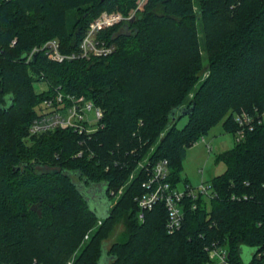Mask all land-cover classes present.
<instances>
[{
    "label": "trees",
    "instance_id": "16d2710c",
    "mask_svg": "<svg viewBox=\"0 0 264 264\" xmlns=\"http://www.w3.org/2000/svg\"><path fill=\"white\" fill-rule=\"evenodd\" d=\"M134 2L1 3L0 264H64L98 220L87 241L95 264H208L213 244L226 246L233 264H264V123L217 154L226 165L209 181L217 195L199 197L196 209L189 202L175 232L166 230L163 203L140 218L136 200L147 178L140 161L167 159L169 181L178 184L187 148L214 125L234 135L236 113L264 112V0H147L134 18L101 32L116 46L109 56L59 63L39 52L25 61L51 38L62 52L77 53L95 17L127 15ZM198 22L209 60L197 85L204 68ZM35 80L48 88L38 92ZM58 86L100 106L103 126L88 134L47 131L26 146L36 107ZM95 185L110 202L104 217L83 191ZM121 217L126 231L106 248ZM243 246L254 248L248 261Z\"/></svg>",
    "mask_w": 264,
    "mask_h": 264
},
{
    "label": "built area",
    "instance_id": "2783aa9c",
    "mask_svg": "<svg viewBox=\"0 0 264 264\" xmlns=\"http://www.w3.org/2000/svg\"><path fill=\"white\" fill-rule=\"evenodd\" d=\"M7 1L10 0H0V5ZM134 16L135 14L124 17L114 12L102 11L89 23L79 43V51L77 53L62 52L60 41L57 38H51L40 45L33 46L26 53L25 61L30 62L39 52L48 60L59 63L75 58L90 60L106 56L114 50L115 46L101 39V32L109 27L130 20ZM16 41V38H14L10 45L13 46ZM2 50L3 47L0 46V54ZM38 106L40 107V112L36 111L37 116L28 127V132L32 135L56 129H74L79 133L88 134L97 131L103 126L101 122L103 110L100 106L83 95L64 92L60 86L54 88L53 94L45 97ZM234 121L237 124V129L234 133L235 142H240L245 138L248 131H252L255 126L264 123V112L255 110L254 113L246 111L236 113ZM199 140L205 141V138L201 137ZM207 147L211 150V147ZM138 168L147 171V178L142 182V187L145 191L136 198L141 210L139 216L142 218V211L151 210L158 202L163 203L167 211L165 227L169 233H173L181 227L184 220V209L189 202L193 203L192 208L196 209L195 201L199 197L212 199L217 195L210 183L204 184L202 182L195 187L188 182H183L181 186L172 184L169 181L167 159L150 163L145 158L138 163ZM235 198V196H232V199ZM246 198L247 196H243V199ZM206 250L209 258L208 264H233L228 260L229 252L226 246L213 244V246L207 247Z\"/></svg>",
    "mask_w": 264,
    "mask_h": 264
},
{
    "label": "rangeland",
    "instance_id": "374dc122",
    "mask_svg": "<svg viewBox=\"0 0 264 264\" xmlns=\"http://www.w3.org/2000/svg\"><path fill=\"white\" fill-rule=\"evenodd\" d=\"M147 3V0H135L133 7L130 8L129 13L124 15L120 10H114L116 14L122 15L124 17H129L130 15L137 14L139 10H141L144 5ZM198 27V39L200 43V54H201V65L204 67L202 70V76L197 82V85L203 78L207 75V63L209 60V51L206 48V40L204 39V34L202 32L201 23H197ZM110 28V27H109ZM101 39L102 36H100ZM114 45V44H113ZM115 46V45H114ZM114 50L106 56H109L115 51ZM103 56V57H106ZM35 89L38 92L44 91L48 88L46 82L36 81L34 82ZM192 95H190L191 97ZM36 111L40 112V107H36ZM187 121V117H182L181 120L178 121L177 127L181 128L185 125ZM45 133V132H43ZM42 134V133H39ZM33 136H38V134L32 135L28 132V135L23 138L25 141V145L30 147L33 145L34 140ZM39 137V136H38ZM205 141L198 140L197 143L191 145L186 150L185 158L182 160V168L179 173L181 181L178 183L179 186L182 185L184 180H186L191 186H198L200 183L207 184L209 181L216 175H220L225 172L226 165L222 161H218L216 156L220 152L231 149L235 145V137L232 133L226 132L222 126V122L214 125L208 133L204 136ZM211 147V150L208 147ZM34 160L32 159L31 162ZM41 171V170H39ZM120 192V191H119ZM105 196H100L99 199L94 200V204L99 205L103 204L106 201ZM117 199V197H115ZM114 198L111 200L112 202L115 200ZM115 204V203H114ZM92 205V204H91ZM117 221V220H116ZM115 221L112 231L109 233V236L104 241V246L108 248L112 242L121 240L122 235L126 231V219L125 217H121L117 222ZM101 226V220H98L94 223L90 229L87 231L86 235L80 240L78 245L71 250L69 254V258L64 264H95V258L92 257L91 248L88 247L89 234L91 231L97 229ZM254 248L243 246L242 247V259L244 261H248L251 257ZM90 255V256H89ZM173 260V259H172ZM171 261V259H170ZM43 264V263H39Z\"/></svg>",
    "mask_w": 264,
    "mask_h": 264
},
{
    "label": "water",
    "instance_id": "95a60500",
    "mask_svg": "<svg viewBox=\"0 0 264 264\" xmlns=\"http://www.w3.org/2000/svg\"><path fill=\"white\" fill-rule=\"evenodd\" d=\"M132 19V18H131ZM85 192V198L88 201L90 207L92 208H96L98 210V215L101 217L106 216L108 207L110 205V202L108 201V199H106V201H104L103 204L100 203L99 205H95L94 204V200L99 199L100 196H105L103 194V186L102 185H95L92 188H88L86 190H83ZM92 204V205H91Z\"/></svg>",
    "mask_w": 264,
    "mask_h": 264
},
{
    "label": "flooded vegetation",
    "instance_id": "af4514ba",
    "mask_svg": "<svg viewBox=\"0 0 264 264\" xmlns=\"http://www.w3.org/2000/svg\"><path fill=\"white\" fill-rule=\"evenodd\" d=\"M134 17H135V16H134ZM134 17H133V18H134Z\"/></svg>",
    "mask_w": 264,
    "mask_h": 264
},
{
    "label": "crops",
    "instance_id": "0c3cea01",
    "mask_svg": "<svg viewBox=\"0 0 264 264\" xmlns=\"http://www.w3.org/2000/svg\"><path fill=\"white\" fill-rule=\"evenodd\" d=\"M187 182V181H186Z\"/></svg>",
    "mask_w": 264,
    "mask_h": 264
}]
</instances>
